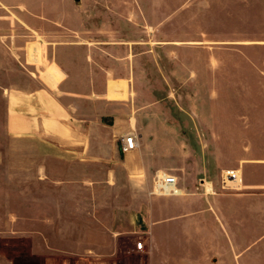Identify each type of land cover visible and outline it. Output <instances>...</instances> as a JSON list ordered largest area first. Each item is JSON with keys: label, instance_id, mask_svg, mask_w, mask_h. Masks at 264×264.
Masks as SVG:
<instances>
[{"label": "rangeland", "instance_id": "374dc122", "mask_svg": "<svg viewBox=\"0 0 264 264\" xmlns=\"http://www.w3.org/2000/svg\"><path fill=\"white\" fill-rule=\"evenodd\" d=\"M250 38L264 40V0H0V264H43L42 258L44 264H146L143 256L122 254L107 262L106 243L113 229L129 230L133 220L146 226L158 177L173 174L195 188L252 149L264 159V135L235 134L249 129L250 96L264 92L249 86L244 68L235 78L246 86H207L217 56L209 64L202 48ZM64 45L84 48L68 51L70 69L80 71L76 92L89 93L94 83L103 91L108 78H130L133 117H145L141 131L134 127L147 166L140 182L128 181L119 165L66 167L41 141L8 133V93L35 87L37 67ZM90 48L94 75L84 61ZM224 60L231 67L221 76L229 79L235 60ZM73 105L89 112L83 101ZM247 180L264 183V167L253 168ZM258 191L227 204V222L242 243L238 264H264V246L248 245L264 239V192ZM125 235L132 243L140 236ZM174 261L188 263L185 256ZM193 261L200 264L198 256Z\"/></svg>", "mask_w": 264, "mask_h": 264}, {"label": "crops", "instance_id": "0c3cea01", "mask_svg": "<svg viewBox=\"0 0 264 264\" xmlns=\"http://www.w3.org/2000/svg\"><path fill=\"white\" fill-rule=\"evenodd\" d=\"M219 43L223 46L202 47L208 50L209 64L217 56V67L212 65L213 79L207 80V86H246L235 78L237 68H240V74L244 68L245 72H249V86L264 92V40L250 38L248 41L235 40L229 43L236 46H224L226 42ZM67 46L59 47L56 55L54 52L51 58L47 57L46 64L37 67L33 73L37 83L35 87L17 88L8 93V133L13 137L41 141L45 149L56 152V155L49 157H56V162L66 167H95L99 163L113 164V167L119 165L128 181L140 182L147 177V166L144 154L138 150L142 138L134 132V127L136 124L141 131L145 117L142 118L140 114L133 117L130 106L133 85L130 78H108L103 91L96 90L98 85L94 83L89 93L76 92L72 89L75 87L73 79L80 76V71L70 69L71 61L68 57L71 54L68 51L71 48L76 51L84 48ZM226 55H233L235 60L232 70L234 75L231 77L233 79L221 76L223 71L231 67L225 63ZM92 57L90 48L84 61L91 75H94V71H91ZM249 99V129H242L243 131L235 134L264 135V94L252 95ZM79 100L90 105L89 112L73 105ZM98 102L104 104L103 111L98 110ZM131 133L137 136L138 147L124 153L122 158L121 140ZM252 150L248 157L240 159L237 166L223 169L217 179H201L200 186L195 188L180 185L178 180L173 191L166 193L159 189L156 182L158 187L149 191L151 208L143 218L146 226L142 223L137 225L133 220L128 225L129 230L113 229L106 243L107 262L112 260L116 263V258L122 254L137 259L143 256L146 264H178L174 260L180 256H185L187 264H196L193 261L196 256L199 257L200 264H223L231 259L234 264H238L241 252L237 248L242 243L236 239V225L227 222L226 209L229 211L227 204L235 205L242 196L255 197L258 190L264 192L263 182L250 183L247 180V175L253 168L264 167V159L255 157ZM72 175L76 177L74 171ZM157 190L162 196L157 195ZM242 191L245 193H241ZM76 230L79 229H73ZM135 232L140 236L138 241L132 243L125 234ZM123 238H127L126 243ZM74 242H77L75 246H80V240ZM139 242L144 244L142 250L137 248ZM250 242L249 246H264V239ZM213 250L217 256H207ZM227 253L231 259H226ZM91 258L94 257L91 255ZM45 262L42 258L41 263Z\"/></svg>", "mask_w": 264, "mask_h": 264}, {"label": "built area", "instance_id": "2783aa9c", "mask_svg": "<svg viewBox=\"0 0 264 264\" xmlns=\"http://www.w3.org/2000/svg\"><path fill=\"white\" fill-rule=\"evenodd\" d=\"M138 147V140L137 136L134 133L128 134L124 136L121 140V151L123 153H127L130 151H133L137 149ZM158 186L159 189L162 191H173L175 186L178 184L177 177L167 174L163 178L158 179ZM144 244L142 242H139L137 244V248L139 250L143 249Z\"/></svg>", "mask_w": 264, "mask_h": 264}, {"label": "bare ground", "instance_id": "6f19581e", "mask_svg": "<svg viewBox=\"0 0 264 264\" xmlns=\"http://www.w3.org/2000/svg\"><path fill=\"white\" fill-rule=\"evenodd\" d=\"M19 103V102H18ZM17 118H19V116H17ZM13 119H15V118H13ZM18 121V120H17ZM13 122V121H12ZM14 123V122H13ZM17 123V122H16ZM19 124V123H18ZM14 126V125H13ZM13 129V128H12ZM58 130V129H57ZM65 134V133H64ZM66 135V134H65ZM178 191V190H177Z\"/></svg>", "mask_w": 264, "mask_h": 264}]
</instances>
